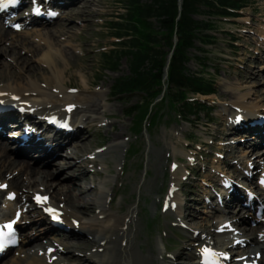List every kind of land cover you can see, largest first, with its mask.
I'll return each mask as SVG.
<instances>
[{
    "label": "bare ground",
    "instance_id": "1",
    "mask_svg": "<svg viewBox=\"0 0 264 264\" xmlns=\"http://www.w3.org/2000/svg\"><path fill=\"white\" fill-rule=\"evenodd\" d=\"M21 1L30 4L36 2L42 9L54 14L45 19L28 14L23 19V26L17 31L12 28L14 32L25 37L24 39H16L14 36L8 39L10 34L5 29L6 26L0 23V45L3 43L5 47L2 52H5L7 58L11 57V64L5 62L8 70L0 68V79L10 80L0 84V101L16 106V109L0 114V216L11 219L20 211L19 222L23 227L24 217L33 210L38 211L40 215L36 218V223L46 221V216L50 219L53 212L65 223V227L60 229L50 222L44 234L62 231L65 234L62 238L55 239L58 247L42 248L33 255L29 254L30 247L23 246L28 237L24 235L14 254L6 256L0 264H178L177 259H183L186 253L193 259L191 264H206L204 254L207 249H211L214 258L222 264H244L250 261L254 264H264V228L260 229V233L252 234L246 231V227H240L239 223L243 218L225 212L220 215L215 213L223 211L222 209H228L232 213L238 206L241 212L244 209L254 211V216L258 219L259 215L255 210L257 206L264 205V200L250 194L243 183L252 177L257 165L262 166L259 181L263 187L259 188V192L264 193V123L256 126L247 123L248 119L255 121L258 115L264 116V108L260 104L264 101V85L252 87L244 93L243 86H237L235 91L238 95L233 99L229 94H224L226 101L232 99L230 105L233 110L227 107V103L224 105L225 111H232L231 132L235 131L237 135L244 136L239 137V145L248 148L244 149L243 158L248 160L259 154L257 159L255 158L256 163L254 164V160L247 161L244 172L231 178H220L219 186L224 189L221 196L214 197L209 191L201 196V203H207L203 210L204 215L197 213L188 200L183 201L178 195L179 188H175L179 185L177 182L171 183L172 188L165 200V212L177 214V220L181 223L194 221V227L189 231V241L184 240L180 249L166 257V244L162 236L159 238L161 244H155L154 247L150 237L146 242L138 240L140 204L123 207L122 203L125 202L127 194L121 193L116 205L114 197L119 194L120 188L109 187L111 175L103 177L100 170L94 169V166H99L107 172L110 171L107 157H113L112 159L120 165L122 162V158L114 157L123 152L125 145L121 139L125 133L118 130L114 123H111L108 129H112L109 146L96 151L98 142L94 143V123L103 121L106 125L105 118L115 110V105L109 104L110 92L90 91L89 86L93 81L90 76L81 75L82 89L74 93L69 86L71 79H65L69 62L73 64L70 55L74 47L69 43L67 46L58 44L74 38L76 24L72 23H78V18L91 10L93 15L101 0ZM8 12L2 13L0 20L10 28L15 17L7 20ZM31 25L34 26L30 27ZM20 46L21 50L31 54V59H35L43 68L32 65L19 51L17 52L15 48ZM9 47L13 49V53L7 52ZM263 56L264 54L261 58ZM45 68L50 75L45 73ZM81 69L86 72L85 65H82ZM245 71L243 70V73ZM263 75L264 66L258 73L238 74L245 84L253 79L259 83ZM252 97H255L257 102H251ZM19 107H22L23 111H19ZM50 117L62 121L67 128L71 127L72 131L58 129L49 124L47 120ZM236 145H225L227 153L236 156ZM260 146H263L261 151L256 152L254 149ZM64 154L70 158V163H75L74 166L80 170L79 174L69 178V182H50L47 179L54 172L42 173L39 167L32 164L44 156ZM162 158L163 156L157 163L158 171L154 182L162 171ZM15 169L19 171L14 172ZM180 170L179 165H172L173 180L177 179V172ZM79 180L89 182L90 185L82 189L76 186ZM150 184L144 181L140 191L142 188L144 191L148 190ZM34 187L40 190L34 193V207L29 210L26 203L32 198L30 192ZM13 193L16 194L15 199L11 197ZM39 193L49 195V200L46 202L43 196L37 198ZM87 194H93L94 197L86 200ZM211 199L216 200V204L208 203ZM162 202L160 198H154L153 209ZM91 214L92 216L88 217ZM215 216L217 221L213 222ZM257 229L259 227L252 228V231ZM152 231L148 230L151 235ZM240 232L244 233L243 236L239 235ZM72 247L76 249L70 251ZM80 252L84 253L80 258L81 263L69 261L71 257L79 256ZM223 252L230 254L228 260ZM258 253L261 255L258 256Z\"/></svg>",
    "mask_w": 264,
    "mask_h": 264
},
{
    "label": "rangeland",
    "instance_id": "2",
    "mask_svg": "<svg viewBox=\"0 0 264 264\" xmlns=\"http://www.w3.org/2000/svg\"><path fill=\"white\" fill-rule=\"evenodd\" d=\"M123 7L122 0H101L99 6L95 7L96 12L93 15H91V10L78 18L80 19L77 20L78 23H72L76 24L74 25V38L63 40L58 46H67L69 43L75 49L72 50L70 55L73 64L71 65L69 62L71 67L67 65L69 71L65 76L67 81L71 79L69 82L71 90L79 91V89H82L81 75L90 76L93 81L89 86L90 91L108 90L110 92L109 104L115 105V110L105 118L106 125H104L103 121L94 123V143L98 142L96 151L109 146L111 141L109 135L112 133V129H108L111 123H114L118 130L125 133V136L121 139L125 145L123 152L116 154L114 157L116 159L122 158L121 165L114 161L113 157H107L106 161L110 163L109 173L99 166H94V169L100 170L103 177L107 174L111 175L109 176V187L116 186L120 188L119 194L114 197L116 205L121 193L127 194V198L124 199L125 202L122 203L123 207L129 204H140V236L138 240L146 242L150 237L154 247L155 244L156 246L161 244L159 238L162 236L166 244L164 255L168 257L184 245V240L186 242L189 241V231L194 227V221L190 220L188 223H181L177 220V214L165 212V200L169 194L171 183L177 182L179 184L177 186L179 188L178 195L183 201L188 200L197 213L204 215L203 210L207 203H201V196L205 195L207 191L214 197L221 196L224 189L219 186V179L225 176L231 178L237 173L244 172L245 163L254 160L255 164L256 156L259 155L257 154L248 160L243 158L244 149L247 147L239 145L241 141L239 137L244 136L237 135L235 131L231 132L232 111H225L224 105L227 103V107H231V110H233L230 103H232L231 100L234 96L238 95L235 91L237 86H243L242 92L244 93L252 87L264 85V75L259 83L250 78L251 81L247 84L240 80L238 76L240 73H258L263 70L264 56L261 58V55L264 54V0H249L247 6L240 11V15L236 18H216L214 20L217 21L216 27L206 32L207 35L215 36V39L206 44L197 41V45L202 46L203 50L193 49L191 51L189 69L194 73H200L217 81L216 94L202 96L212 105V114L208 115L202 112L201 119L194 123L184 121L178 111H174L167 101L160 115L155 116L152 109L144 120H139L138 116L127 113L129 107L137 103L141 98L139 94L125 96L113 94L115 79L129 72L128 63L123 59L116 71L104 70L101 64V52L113 47L115 39L110 36V23L118 20L120 13L125 12ZM22 11L18 9L13 12V16L19 19L15 20L16 22L24 21L25 17L20 18V16L24 15H21ZM30 11L31 8L27 10V12ZM196 18L207 19V16L200 14L196 15ZM0 23L4 26L3 22ZM11 26L10 28L4 26L10 34L8 39L10 36H14L16 39L25 38L20 33L14 32ZM33 26L31 25L30 27ZM3 48L5 47L2 43L0 45V68L6 71L8 69L5 62L10 63V56L6 57L5 52H2ZM9 48L11 49V47ZM10 49L7 52L13 53V49ZM21 49V46L15 48L29 63L37 68H43V65L38 64L35 59H31V54ZM65 63L68 64L66 61ZM82 65L86 66V72L81 69ZM243 70L248 72L245 71L243 73ZM45 71V73L50 75L46 68ZM9 81L0 79V84ZM75 91L71 92L75 93ZM78 91L76 92L78 93ZM224 94H229L232 99L230 98V100L226 101ZM189 96H192V94ZM250 101L257 102V99L252 97ZM159 103L161 101L155 102L153 107ZM260 104L264 108V101ZM260 116L258 115L257 119ZM137 123H141L139 129L136 127ZM247 123L250 124L251 120L248 119ZM230 144H237L236 156L233 153H227L225 145ZM262 147L260 146L254 150L256 152L261 151ZM161 153H165V155H161ZM162 156V171L156 182H154L158 171L157 163ZM32 164L35 167H39L42 173L54 172L47 180L55 183L69 182V178L80 173V170L74 166L75 163L71 164L70 158L65 154L53 157L44 156L33 161ZM174 164L179 165L181 168L177 172L178 177L176 180H173L172 177V165ZM257 166L254 168L252 177L242 182L250 194L256 196L259 200H264V193L259 192V188L263 187L259 181V177L262 174V166ZM18 171V169L14 170L16 173ZM22 174L24 176L27 175ZM111 177H113L112 180ZM144 181L150 182V187L148 190L144 191L142 188V191H140ZM88 183L79 180L76 186L84 189L90 185ZM37 190H40V188L34 187L30 192L32 198L26 203L29 210L34 207L33 196ZM92 197H94L93 194L85 195L86 200ZM156 197L163 202L153 209L152 202ZM47 200L45 199V201ZM211 202L216 204L214 199L208 201V203ZM258 208L259 206H257ZM222 210L215 213L220 215L225 212L229 215L235 214L237 218H243L244 220L239 223L240 227H246V231L252 234L260 233V229L264 228V210L258 219L254 216V211L244 209L241 212L238 206L232 213L228 209ZM92 214L88 215V217L92 216ZM38 217H40L39 212L33 210L24 217L23 222L25 224L22 228H19L22 237L24 235L28 236L23 246L31 248L29 251L30 255L35 254L42 248L58 247L59 244L56 243L55 239L62 238L63 234H65L62 231L61 233L45 235L44 232L49 227L48 224L50 225V219L46 216V221L36 223V220H38L36 218ZM216 218L217 216H215L213 222L217 221ZM258 227L257 231H252V228ZM148 230H153L151 232L152 235ZM243 234V232L239 233L241 236ZM244 238L245 236L240 239ZM15 249L10 250L6 256L10 257L14 254ZM75 249V247H72L69 250L74 251ZM80 255L71 257L69 261L81 263L82 260L80 258L84 256V253L80 252ZM177 260L178 264H191L193 259L190 258L189 253H186L183 259L178 258Z\"/></svg>",
    "mask_w": 264,
    "mask_h": 264
},
{
    "label": "trees",
    "instance_id": "3",
    "mask_svg": "<svg viewBox=\"0 0 264 264\" xmlns=\"http://www.w3.org/2000/svg\"><path fill=\"white\" fill-rule=\"evenodd\" d=\"M248 1L182 0L180 8L179 0H122L125 12L110 23V36L117 41L101 52V64L104 70L116 71L123 59L127 61L129 72L118 76L113 86L116 96L141 97L127 113L144 120L153 109L158 116L167 101L188 122L199 120L202 112L209 115L211 105L195 95L216 93V80L189 69L191 51L203 50L197 41L215 39L206 32L216 27V18L239 16ZM200 14L207 19L196 18Z\"/></svg>",
    "mask_w": 264,
    "mask_h": 264
},
{
    "label": "snow or ice",
    "instance_id": "4",
    "mask_svg": "<svg viewBox=\"0 0 264 264\" xmlns=\"http://www.w3.org/2000/svg\"><path fill=\"white\" fill-rule=\"evenodd\" d=\"M9 2H11V3H15V0H9ZM10 227V226H9Z\"/></svg>",
    "mask_w": 264,
    "mask_h": 264
},
{
    "label": "water",
    "instance_id": "5",
    "mask_svg": "<svg viewBox=\"0 0 264 264\" xmlns=\"http://www.w3.org/2000/svg\"><path fill=\"white\" fill-rule=\"evenodd\" d=\"M181 3H182V0H180V6H181ZM171 54H172V53H170V56H171ZM166 69H167V67H166Z\"/></svg>",
    "mask_w": 264,
    "mask_h": 264
}]
</instances>
